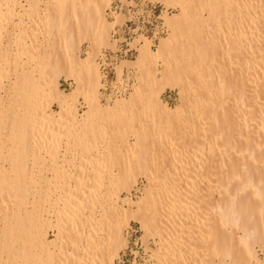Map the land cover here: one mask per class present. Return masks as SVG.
Instances as JSON below:
<instances>
[{
  "label": "bare ground",
  "instance_id": "1",
  "mask_svg": "<svg viewBox=\"0 0 264 264\" xmlns=\"http://www.w3.org/2000/svg\"><path fill=\"white\" fill-rule=\"evenodd\" d=\"M19 1L0 0V48L21 19L9 46L23 82L14 105L0 96V264H114L132 222L159 240L153 264H264V0H154L167 35L155 50L135 39L117 69L136 82L111 94L103 53L126 19L109 22L113 0ZM59 164V183L42 186L40 170ZM140 178L141 196L122 198Z\"/></svg>",
  "mask_w": 264,
  "mask_h": 264
},
{
  "label": "rangeland",
  "instance_id": "2",
  "mask_svg": "<svg viewBox=\"0 0 264 264\" xmlns=\"http://www.w3.org/2000/svg\"><path fill=\"white\" fill-rule=\"evenodd\" d=\"M22 4L24 6L27 5V2L24 0ZM24 1V2H23ZM50 0H42L40 7L44 10V4L49 3ZM18 11H21L19 8ZM167 9L162 4L154 1V0H126L123 3L122 0H113L111 9L108 11V20L113 23L115 21V14L123 13L126 17L125 22L123 24H117L112 31L113 39L117 41L116 46L113 49H105L104 53L106 58V67L107 72L109 74V78L112 82H117V84L124 83L125 76L133 77L134 82H136V78L134 76L133 69L123 68L122 73H119L117 67L124 60H133L136 58V49L133 47V43L135 39H139L141 36L149 39L153 42V49H156V46L159 45L160 39L165 37L166 34H162L161 27H164V15ZM174 12V10H169L167 13ZM21 19H17L14 22H11L8 25L6 32L4 33L3 46L0 48V68L6 71V79L4 80L3 88L0 91V96L2 98L3 104L5 108H8L10 105H14L15 100L18 99L16 95V84L19 83L17 79V75L13 65V51L14 46H9V41H11L15 34L19 32V24ZM38 25V24H37ZM131 46H130V45ZM221 45V39H217V47ZM135 50H134V49ZM89 50L88 45H82L80 49V57L85 58L86 52ZM136 54V55H135ZM135 56V57H134ZM134 57V58H133ZM162 69V68H160ZM119 75L121 78L117 77ZM36 77H39V74H35ZM23 82L19 83L20 90ZM74 87V81L71 79H66L62 77L60 79V89L66 93L72 91ZM29 94V93H28ZM163 103L170 108H174L180 102V95L177 88L167 87L162 93ZM30 95V94H29ZM33 100V99H32ZM19 106L23 104L22 100H18ZM80 105L78 108L79 114L82 115L84 112L88 111L86 107H89L88 103L84 101V99H80ZM87 103V104H86ZM22 110V108H19ZM51 111L57 115L60 112V108L57 102H53L51 105ZM72 157L79 159V155H81V150L76 152V157L70 154ZM69 155V156H70ZM179 157V156H178ZM72 159V160H73ZM75 160V159H74ZM60 164H62V159H60ZM58 165V169H42L40 170L39 176L36 177L38 182L42 183V186L45 185L46 181H49L50 187L55 186V181L59 183L60 179H57V172L60 170ZM73 171V169H71ZM105 176L103 179L110 180V173L107 170L103 171ZM59 177H62L60 175ZM102 179V180H103ZM67 181H63L66 183ZM74 182V179L71 183ZM146 180L140 178L136 186L132 189L130 194L126 192L122 193V198L136 200L137 197L141 196V191L144 189L146 185ZM54 184V185H53ZM68 186V184L66 185ZM106 184L103 188H106ZM56 230H49L48 239L49 241H53L56 239ZM126 237L128 239L127 247L120 252L119 258H117L114 264H153L154 260H152V253L157 249L159 240L150 238L149 241L146 242L143 240V232L138 223L132 222L131 226L126 231ZM157 243V244H156ZM260 258L263 260L264 258V250L259 252ZM225 264H228L226 262Z\"/></svg>",
  "mask_w": 264,
  "mask_h": 264
},
{
  "label": "built area",
  "instance_id": "3",
  "mask_svg": "<svg viewBox=\"0 0 264 264\" xmlns=\"http://www.w3.org/2000/svg\"><path fill=\"white\" fill-rule=\"evenodd\" d=\"M161 30H162V34H164L165 33V29L163 28V26L161 27ZM104 57H105V55H104ZM106 63H107V61H106V58H105V62L102 63V71L104 72L105 77L107 79L106 87H105V92L111 94L112 91H113V88H112L113 86H112V82H111V80L109 78V74L107 72Z\"/></svg>",
  "mask_w": 264,
  "mask_h": 264
}]
</instances>
